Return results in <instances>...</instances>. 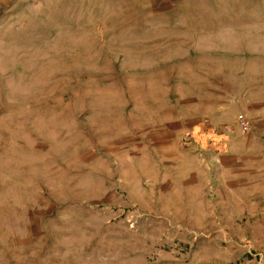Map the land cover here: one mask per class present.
Here are the masks:
<instances>
[{"label":"rangeland","instance_id":"374dc122","mask_svg":"<svg viewBox=\"0 0 264 264\" xmlns=\"http://www.w3.org/2000/svg\"><path fill=\"white\" fill-rule=\"evenodd\" d=\"M0 264H264V0H0Z\"/></svg>","mask_w":264,"mask_h":264},{"label":"built area","instance_id":"2783aa9c","mask_svg":"<svg viewBox=\"0 0 264 264\" xmlns=\"http://www.w3.org/2000/svg\"><path fill=\"white\" fill-rule=\"evenodd\" d=\"M237 122L241 130H247L249 127V121L244 114L237 115Z\"/></svg>","mask_w":264,"mask_h":264}]
</instances>
